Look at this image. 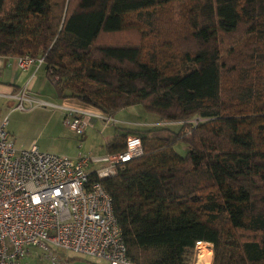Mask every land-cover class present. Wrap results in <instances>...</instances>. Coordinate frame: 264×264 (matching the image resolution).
<instances>
[{
	"label": "trees",
	"instance_id": "obj_1",
	"mask_svg": "<svg viewBox=\"0 0 264 264\" xmlns=\"http://www.w3.org/2000/svg\"><path fill=\"white\" fill-rule=\"evenodd\" d=\"M25 56L59 100L162 124L105 145L142 143L101 182L132 263L206 242L211 264H264V0H0V57Z\"/></svg>",
	"mask_w": 264,
	"mask_h": 264
},
{
	"label": "built area",
	"instance_id": "obj_2",
	"mask_svg": "<svg viewBox=\"0 0 264 264\" xmlns=\"http://www.w3.org/2000/svg\"><path fill=\"white\" fill-rule=\"evenodd\" d=\"M17 69L42 64L30 57L15 59ZM15 110L34 106L56 107L29 97L26 86L13 97ZM23 104H26L24 106ZM28 106V107H27ZM92 118L107 124L98 112L67 110L63 125L82 136ZM143 155L139 137L126 139L120 153L74 158L40 151L35 145L16 148L0 121V264H21L31 248L54 254L71 253L104 264H134L126 256L122 232L114 217L112 200L102 181L118 167ZM213 246L197 242L191 264H211ZM207 252L208 255H203Z\"/></svg>",
	"mask_w": 264,
	"mask_h": 264
},
{
	"label": "rangeland",
	"instance_id": "obj_3",
	"mask_svg": "<svg viewBox=\"0 0 264 264\" xmlns=\"http://www.w3.org/2000/svg\"><path fill=\"white\" fill-rule=\"evenodd\" d=\"M47 91H51V89L48 88ZM46 95L48 96L46 98L52 96L50 93ZM14 106L8 105L6 113L2 111L1 119L4 116L7 117V131L17 146L35 143L40 151L71 158L76 154L102 156L105 152L104 139L114 135V132L123 133L124 130L130 131L131 129H133L131 131L148 130L162 125L155 124L160 123L156 116L146 114L139 106H133L118 112L105 126L102 121L92 118V126L87 127L82 136H77L63 125V111L61 112L57 108L34 106L30 110L28 109V112L25 111L26 113L14 112L8 115L7 112ZM63 113L66 114V112ZM148 122L153 123V125H144ZM169 127L172 130L178 129L177 124H170ZM173 151L178 156H185L188 147L179 143L173 148ZM205 254L208 255L207 252L203 253V255ZM41 257L42 264H57L56 259H52L50 256L43 255ZM59 261L63 262L62 259ZM73 262L79 264L81 260L69 261L68 263Z\"/></svg>",
	"mask_w": 264,
	"mask_h": 264
},
{
	"label": "crops",
	"instance_id": "obj_4",
	"mask_svg": "<svg viewBox=\"0 0 264 264\" xmlns=\"http://www.w3.org/2000/svg\"><path fill=\"white\" fill-rule=\"evenodd\" d=\"M16 58H10V57H0V121L5 118V116L1 119V113L2 111L6 113L7 106H13L8 113L12 114L14 112H20L24 113L25 111H18L15 110V107L18 104V101L14 99L15 97L25 86L27 89V95L32 98H36L45 102H48L50 104H53L54 108H57L61 110V112H67V110L77 111V112H97L93 110L92 108L80 103L79 101L75 99H65V100H59L56 98L53 85L48 80L46 73L43 69V64L40 65H33L28 69H17L15 64ZM51 89V91H47ZM50 93L52 96H49V98H46V94ZM48 97V96H47ZM26 106V104H23ZM133 107V106H131ZM130 108V107H129ZM29 110H26L28 112ZM25 112V113H26ZM62 112L63 118L65 117V114ZM124 124H127L123 122ZM161 124V123H155ZM134 125H143V124H134ZM144 125H153V123L148 122ZM92 126V124H91ZM133 130V129H131ZM8 132V131H7ZM117 132H114V135ZM10 139L13 141L16 148L24 149L31 145L36 144H28V145H20L17 146L15 141L13 140V137H11V134L8 132ZM107 136L105 137V145L112 140L114 137ZM37 147V146H36ZM46 152V151H44ZM52 153V152H51ZM107 154L104 152L102 155ZM59 155V154H57ZM78 155V154H76ZM65 156V155H63ZM101 156V155H100ZM68 157V156H67ZM75 157V156H74ZM73 157V158H74ZM71 158V157H69ZM46 255V252H42L41 250L37 248H31L29 252L26 254V256L21 260V264H42L41 256ZM62 259L63 262H60L59 260ZM54 259H56L57 264H74L68 263L69 261L74 260H81V263L79 264H104L99 261L89 260L84 257H79L74 254H63V253H55Z\"/></svg>",
	"mask_w": 264,
	"mask_h": 264
}]
</instances>
